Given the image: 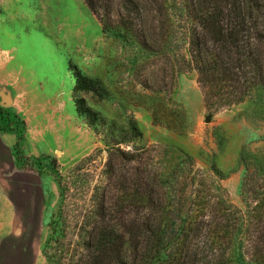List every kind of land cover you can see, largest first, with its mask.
Masks as SVG:
<instances>
[{
    "label": "rangeland",
    "instance_id": "rangeland-1",
    "mask_svg": "<svg viewBox=\"0 0 264 264\" xmlns=\"http://www.w3.org/2000/svg\"><path fill=\"white\" fill-rule=\"evenodd\" d=\"M175 2L171 23L189 24L181 0ZM171 39L176 51L167 62L136 57L102 31L83 0H0V264H53L73 238L70 228L62 244L46 246L60 203L57 171L66 175L93 156L88 179L91 186L103 180L106 152L77 99L118 123L131 116L142 133L135 146L149 149L158 167L170 169L177 149L203 172L214 165L225 176L228 202L254 214L264 199V115L250 101L207 110L187 31L176 29ZM77 72L100 79L106 95L75 93ZM160 105L171 109L172 127L154 122L151 108ZM80 184L71 185L64 204L79 203ZM183 186L189 198L190 185Z\"/></svg>",
    "mask_w": 264,
    "mask_h": 264
},
{
    "label": "trees",
    "instance_id": "trees-1",
    "mask_svg": "<svg viewBox=\"0 0 264 264\" xmlns=\"http://www.w3.org/2000/svg\"><path fill=\"white\" fill-rule=\"evenodd\" d=\"M104 33L136 57L167 62L175 30L187 31L189 54L210 112L252 102L264 115V0H181L189 24H172L176 0H83ZM182 64L184 57L179 56ZM74 92L103 98L100 79L75 74ZM77 108L106 152L102 179L91 186L88 156L66 175L55 173L59 206L50 242L62 244L65 264H264V199L245 216L225 196L224 174L195 168L177 149L176 163L157 166L136 121L109 120L77 99ZM153 120L172 127L171 109L151 108ZM129 147V148H128ZM86 177L79 179V172ZM81 181L78 204L66 203ZM190 185L189 198L183 193ZM71 196H69L70 198ZM62 208H66L65 215ZM73 207V208H72ZM77 212L76 214H72ZM73 230L75 233H73ZM59 231V232H57ZM70 234V233H69ZM45 253V247L43 249ZM64 253V254H63ZM55 260L53 264H64Z\"/></svg>",
    "mask_w": 264,
    "mask_h": 264
}]
</instances>
